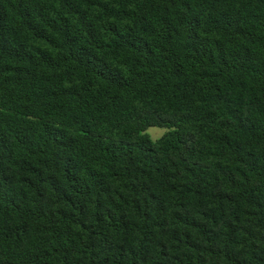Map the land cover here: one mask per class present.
Returning a JSON list of instances; mask_svg holds the SVG:
<instances>
[{
    "label": "trees",
    "instance_id": "1",
    "mask_svg": "<svg viewBox=\"0 0 264 264\" xmlns=\"http://www.w3.org/2000/svg\"><path fill=\"white\" fill-rule=\"evenodd\" d=\"M0 264H264V0H0Z\"/></svg>",
    "mask_w": 264,
    "mask_h": 264
},
{
    "label": "rangeland",
    "instance_id": "2",
    "mask_svg": "<svg viewBox=\"0 0 264 264\" xmlns=\"http://www.w3.org/2000/svg\"><path fill=\"white\" fill-rule=\"evenodd\" d=\"M166 130L165 127H161V126H156V125H151L147 128V132L149 133V135L152 138H155L159 135H161L164 131Z\"/></svg>",
    "mask_w": 264,
    "mask_h": 264
}]
</instances>
